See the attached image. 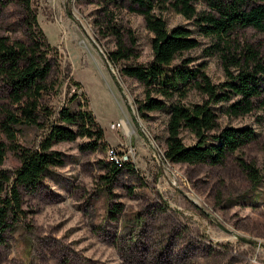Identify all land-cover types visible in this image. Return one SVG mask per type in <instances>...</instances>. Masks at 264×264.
I'll return each mask as SVG.
<instances>
[{
	"label": "rangeland",
	"instance_id": "obj_1",
	"mask_svg": "<svg viewBox=\"0 0 264 264\" xmlns=\"http://www.w3.org/2000/svg\"><path fill=\"white\" fill-rule=\"evenodd\" d=\"M30 7L64 78L56 93L44 98L54 114L40 119L41 127L17 126L12 139L0 133L5 148L0 170L11 172L18 166L14 145L36 148L56 111L63 105L76 110L85 99L102 130L103 145L81 150L83 137L51 143L62 164L49 167L34 192L20 190V213L4 232L0 264H264V105L230 116L223 112L226 103H211L217 129L250 126L254 140L220 164L170 163L162 157L165 111L138 117L132 99L141 97V87L118 71L122 64L150 60L151 33L142 16L125 7L110 9L113 20L134 41L133 56L112 65L104 56L114 42L97 32L99 8L93 0H30ZM194 7L208 10L199 0ZM153 13L167 28L188 27L198 41L177 58L189 57L192 67L204 66L211 82L223 81L216 54L204 52L212 41L201 36L190 19L162 0H154ZM24 19L22 8L9 0L0 14V35L25 39ZM230 37L264 53V31L245 28ZM71 93L76 97L68 102ZM202 99L191 90L184 102ZM6 102L0 85L1 111ZM115 123L120 126L110 127ZM180 138L186 146L195 141L186 130ZM110 148L131 169L122 166L108 181ZM241 162L254 167L255 182Z\"/></svg>",
	"mask_w": 264,
	"mask_h": 264
},
{
	"label": "trees",
	"instance_id": "obj_2",
	"mask_svg": "<svg viewBox=\"0 0 264 264\" xmlns=\"http://www.w3.org/2000/svg\"><path fill=\"white\" fill-rule=\"evenodd\" d=\"M8 1L0 0V14ZM93 1L99 8V16L94 20L97 32L111 36L114 42V48L104 56L106 62L116 65L133 56L134 41L113 20L111 8L125 7L140 14L144 27L151 33L150 60L142 64H122L118 71L133 78L141 87V97L132 99L138 117L146 119L148 112L165 111L162 157L166 161L216 165L227 154L254 140L255 133L250 126L217 129V117L211 103H226L223 112L230 116L247 114L256 104L264 105V53L260 54L251 44L230 37L245 28L264 31V0H199L208 9L201 11L194 7L197 0H162L173 11L190 19L201 36L212 41L204 52L216 54L219 59L224 76L219 83L210 81L202 64L192 67L189 65L191 58H177L182 52L195 48L198 41L186 26L167 28L165 21L153 13L154 0ZM14 2L25 13V39L0 35V85L3 97L8 101V108L5 104L1 111L0 107V133L10 139L14 136L13 128L41 127L43 122L39 120L54 114L44 98L55 94L64 78L49 56L52 48L36 22L30 0ZM176 59L178 62L174 63ZM115 82L120 89L116 79ZM191 90L203 95L204 99L185 103L184 99ZM75 97L76 94L71 93L67 101L71 102ZM84 104L78 105L76 110L61 106L55 118L47 124L46 133L36 148L14 145L18 166L11 172L0 170V244L5 230L10 228L9 220L20 213V190L34 192L48 168L62 164L60 152L50 148L52 142L83 137L86 141L79 145L81 150L102 147V130ZM182 130L194 137L192 145L182 143ZM4 150L0 140V163ZM240 165L248 178L255 182L258 175L254 167L245 162ZM108 166V181L122 166L131 169L124 161L119 164L108 162ZM261 169L264 171V161Z\"/></svg>",
	"mask_w": 264,
	"mask_h": 264
},
{
	"label": "built area",
	"instance_id": "obj_3",
	"mask_svg": "<svg viewBox=\"0 0 264 264\" xmlns=\"http://www.w3.org/2000/svg\"><path fill=\"white\" fill-rule=\"evenodd\" d=\"M122 125V123H121ZM120 123H115V124H111L110 127L115 128V127H119ZM108 162H113L115 164H119L120 161H122L120 155L118 156V154L115 152V150L113 149H109L107 152V157H106Z\"/></svg>",
	"mask_w": 264,
	"mask_h": 264
},
{
	"label": "water",
	"instance_id": "obj_4",
	"mask_svg": "<svg viewBox=\"0 0 264 264\" xmlns=\"http://www.w3.org/2000/svg\"><path fill=\"white\" fill-rule=\"evenodd\" d=\"M78 24H79V25L81 26V28H82V25L80 24V22H79ZM247 242H249V243H250L251 241L247 240Z\"/></svg>",
	"mask_w": 264,
	"mask_h": 264
},
{
	"label": "bare ground",
	"instance_id": "obj_5",
	"mask_svg": "<svg viewBox=\"0 0 264 264\" xmlns=\"http://www.w3.org/2000/svg\"><path fill=\"white\" fill-rule=\"evenodd\" d=\"M123 127L125 128L124 124H123Z\"/></svg>",
	"mask_w": 264,
	"mask_h": 264
}]
</instances>
